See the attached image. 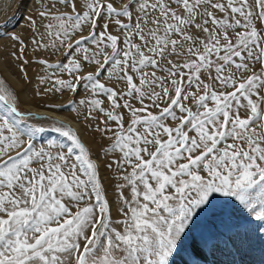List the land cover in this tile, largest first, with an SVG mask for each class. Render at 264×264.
Here are the masks:
<instances>
[{
	"label": "snow or ice",
	"instance_id": "1",
	"mask_svg": "<svg viewBox=\"0 0 264 264\" xmlns=\"http://www.w3.org/2000/svg\"><path fill=\"white\" fill-rule=\"evenodd\" d=\"M29 28L0 46L109 144L0 88V264L264 258V0H47Z\"/></svg>",
	"mask_w": 264,
	"mask_h": 264
},
{
	"label": "rangeland",
	"instance_id": "2",
	"mask_svg": "<svg viewBox=\"0 0 264 264\" xmlns=\"http://www.w3.org/2000/svg\"><path fill=\"white\" fill-rule=\"evenodd\" d=\"M46 2L47 0H0V36L7 42L8 35L19 34L25 37L27 42V37L31 31L29 28V18L36 19L39 11L42 10V6ZM37 23L38 25L40 23L38 19ZM40 30L43 31V28L41 27ZM12 50H14V48L11 44H9L8 48L0 46V80L4 81V83L0 85V88L6 87L10 91L15 90L19 93L20 99L23 101L21 105L22 110L28 111L30 108L49 110L73 120L79 126L84 142L93 149V158L95 159V152L99 149L100 144L103 143V146L106 148L109 141H102L99 134L93 136L90 129L85 130L83 124L76 119L78 113L68 107L70 102L76 103L78 106V101L82 98V95L77 94L73 96L68 91H64L63 93H50L47 96L41 95L40 93H42L43 89L50 86L42 85L39 82V77L45 75L42 66L32 63L30 66H27V77L23 76L19 71L18 62H15L10 55ZM28 58L32 61L35 60V57L31 53H29ZM57 59H63V57H51L50 62L54 63ZM65 78L67 77L65 76ZM50 105H64V107L53 108L49 107ZM82 119L83 117L81 116V121ZM30 122L47 127L51 124V119ZM57 135L58 134L55 133H45L40 142L43 143L50 136ZM99 157L100 160H98V163L100 161L107 162L111 159V156L105 155L103 151L99 152ZM101 175L110 185L107 196L111 201L117 195L115 190L116 177L111 170L103 168V166L101 167ZM125 195H128L127 190H125ZM114 218H118L115 213ZM207 259L208 264H229L232 258L224 254H217L215 257L209 254ZM262 260H264V258L261 257L258 248H254L245 256V264H262Z\"/></svg>",
	"mask_w": 264,
	"mask_h": 264
},
{
	"label": "bare ground",
	"instance_id": "3",
	"mask_svg": "<svg viewBox=\"0 0 264 264\" xmlns=\"http://www.w3.org/2000/svg\"><path fill=\"white\" fill-rule=\"evenodd\" d=\"M28 111L38 112L40 114H48L49 116H51V119H52V117H54L55 119L56 118L62 119L64 122L71 124V126L74 129H76L78 131V133L82 136V133H81V130H80L79 126L73 120H71L68 117L61 116V115H59V114H57L55 112L49 111V110H42V109L30 108V109H28ZM67 121H70L71 123L70 122H67ZM82 138H83V136H82Z\"/></svg>",
	"mask_w": 264,
	"mask_h": 264
},
{
	"label": "water",
	"instance_id": "4",
	"mask_svg": "<svg viewBox=\"0 0 264 264\" xmlns=\"http://www.w3.org/2000/svg\"><path fill=\"white\" fill-rule=\"evenodd\" d=\"M33 112V111H32ZM42 115H46V114H42ZM49 116V115H48ZM51 118V116H49ZM52 119H55L54 117H52ZM66 123V122H65Z\"/></svg>",
	"mask_w": 264,
	"mask_h": 264
}]
</instances>
